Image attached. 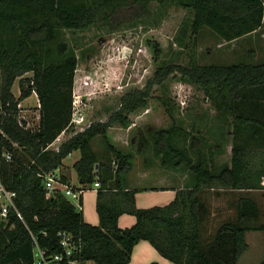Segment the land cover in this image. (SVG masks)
<instances>
[{"label": "trees", "instance_id": "1", "mask_svg": "<svg viewBox=\"0 0 264 264\" xmlns=\"http://www.w3.org/2000/svg\"><path fill=\"white\" fill-rule=\"evenodd\" d=\"M152 1L157 4L153 11L148 8ZM167 7L185 13L166 47L158 40L148 41L158 63L153 75L142 87L122 93L115 108L107 107L105 120L86 127L71 124L78 61L65 32L116 28L125 19L151 18L156 26ZM263 24L264 0H0V126L8 137H1L0 145L12 151L11 160L3 161L2 180L15 192L21 215L10 210L7 220L1 221L0 264H32L33 238L49 253L59 252L60 232L79 244L72 257L81 264H127L140 240L149 241L176 264H237L248 248L246 232L264 230V223H250L261 220V205L251 195H239L230 202L235 218L220 221L205 237L202 231L211 205L204 195L264 187V62L198 64L194 51L203 27L233 42ZM187 51L189 60L180 62ZM169 78L195 85L215 100L217 140L209 142L194 124L188 127L174 116L168 99L157 97L171 123L149 136L140 135L136 151L115 146L108 129L114 124L130 126V115L147 108L154 88L163 87ZM16 79L18 96L12 92ZM33 92L39 102V126L25 130L16 122L17 105ZM97 136L104 145L99 150L91 145ZM9 140L17 147L12 148ZM225 146L228 158L213 166L212 153ZM75 150L80 152L73 165L80 187L72 189L99 182L95 225L83 219L81 196L76 204L61 190L45 189L43 175L62 167L63 159ZM136 155L147 168L152 166L151 156L162 168L185 171L186 181L172 186L179 189L169 204L136 206L138 188L129 184ZM60 176L67 185L65 175ZM124 213L134 215L135 223L120 228L118 218Z\"/></svg>", "mask_w": 264, "mask_h": 264}, {"label": "rangeland", "instance_id": "2", "mask_svg": "<svg viewBox=\"0 0 264 264\" xmlns=\"http://www.w3.org/2000/svg\"><path fill=\"white\" fill-rule=\"evenodd\" d=\"M156 2L149 3L151 11L156 9ZM185 11L175 7H167L162 22L152 25V19H125L116 28L92 26L82 31H66L65 37L75 48L77 67L73 83V99L81 100L79 113L83 115V126L91 121L105 120L108 117L107 107L115 108L118 98L125 91L134 87H142L151 77L158 65L152 57L149 40H158L166 47L172 42L173 35ZM171 45V44H170ZM171 50L168 51L169 54ZM189 51L183 53L180 62L189 60ZM168 56V55H167ZM194 56L198 64H230L244 61L245 63L264 62V24L250 35L233 42L219 38L209 27H203L197 39ZM26 73L25 76H29ZM18 80L14 82L12 92L19 95ZM161 97L168 101L176 118H181L190 127L191 124L201 129L209 142L218 138L217 108L215 100L206 96L197 86L182 83L175 78H169L163 87H155L153 98L147 108L139 109L130 115L131 124L122 127L114 124L108 129V137L119 148L136 151L140 135L146 136L159 127L171 123L162 104L156 99ZM168 99V100H167ZM22 109L27 110L34 124L37 123L38 100L32 93L20 101ZM200 116L201 120L196 117ZM196 131V130H195ZM223 142V139H222ZM94 149L103 148L99 136L91 141ZM229 149V148H228ZM225 149L214 150L213 166L218 167L229 156ZM152 166L149 176L161 177L165 185H173L179 176H185V171H170L162 168L158 161L150 156ZM143 158L136 155L134 167H142ZM153 165H156L154 167ZM257 167H253L256 169ZM179 174V176H178ZM138 177V175H136ZM135 176V177H136ZM185 178L182 182L185 183ZM264 185V182H262ZM85 193V191H84ZM241 194L256 198L262 208L261 220L251 224L264 223V187L245 191H212L206 192L205 199L211 205V218L204 223L203 235H211L217 223L224 219H234L235 209L230 205L231 200ZM248 248L241 254L237 264H262L264 261V230L246 232ZM174 263V262H173ZM85 264H94L91 261ZM176 264V263H174Z\"/></svg>", "mask_w": 264, "mask_h": 264}, {"label": "crops", "instance_id": "3", "mask_svg": "<svg viewBox=\"0 0 264 264\" xmlns=\"http://www.w3.org/2000/svg\"><path fill=\"white\" fill-rule=\"evenodd\" d=\"M38 100V99H37ZM80 159L79 150L72 151L63 159V166L58 168L60 174H64L67 178V185L72 188H79L80 182L74 171L73 165ZM155 167V165H153ZM150 168L142 165L136 168L134 173L129 177L132 187H137L135 193V204L138 208H149L151 206H164L169 204L175 197L176 191L179 188H172L173 185L180 183L183 185L182 179L184 176H179L178 180L175 179L173 185H165L162 178L156 176H149ZM138 175V177L136 176ZM136 176V177H135ZM142 186L148 187L142 189ZM167 186L165 189H152L151 187ZM82 190L81 193V211L83 219L90 224L98 223V215L95 208L96 203V190L93 184H90ZM213 190V189H211ZM85 191V193H84ZM211 213L209 218H211ZM135 223V216L132 214L124 213L118 218V226L120 228L130 227ZM156 261L159 264H174L172 261L166 259L151 245L147 240H140L133 247L130 261L127 264H149Z\"/></svg>", "mask_w": 264, "mask_h": 264}, {"label": "built area", "instance_id": "4", "mask_svg": "<svg viewBox=\"0 0 264 264\" xmlns=\"http://www.w3.org/2000/svg\"><path fill=\"white\" fill-rule=\"evenodd\" d=\"M35 95L36 93L33 92ZM37 96V95H36ZM38 99V98H37ZM81 100L73 99V108H72V115H71V124H75L78 126H83V115L79 113V107L81 106ZM21 102L18 103L17 108V115H16V122L17 124L25 130H35L39 126V109L37 115V123L34 124L31 117L29 116V112L25 109H22ZM39 107V102H38ZM8 139L7 135L5 134L4 130L0 126V138ZM10 141V140H9ZM11 147L16 148L17 143L10 141ZM12 158V151L9 148H6L4 145H0V224L1 221L7 220V215L10 210L15 211V213L21 218V215L16 207L14 198L15 192L10 190L4 184L2 180V166L3 161L8 162ZM44 177V184L45 189L48 192L52 190H61L64 192L66 196L73 200L77 204L79 197L81 196L82 189L73 190L72 187L68 185H64L60 180V173L58 169L51 170L43 175ZM94 187H99V182L95 181L93 183ZM59 235L61 236L59 241L60 251L49 253L46 249L40 248L36 243L35 239L33 238V260L32 264H81L80 260L73 258L72 256L77 253L79 249V244H75L72 241L70 234L65 232H60Z\"/></svg>", "mask_w": 264, "mask_h": 264}]
</instances>
